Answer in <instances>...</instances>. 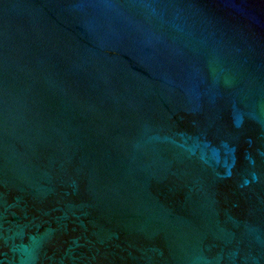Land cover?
<instances>
[{
  "label": "water",
  "instance_id": "95a60500",
  "mask_svg": "<svg viewBox=\"0 0 264 264\" xmlns=\"http://www.w3.org/2000/svg\"><path fill=\"white\" fill-rule=\"evenodd\" d=\"M0 264H264V0H0Z\"/></svg>",
  "mask_w": 264,
  "mask_h": 264
}]
</instances>
